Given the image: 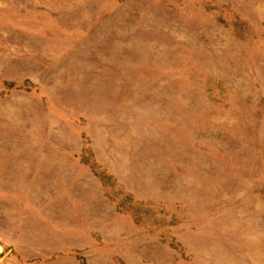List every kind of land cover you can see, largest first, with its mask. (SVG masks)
I'll list each match as a JSON object with an SVG mask.
<instances>
[{
  "label": "rangeland",
  "instance_id": "1",
  "mask_svg": "<svg viewBox=\"0 0 264 264\" xmlns=\"http://www.w3.org/2000/svg\"><path fill=\"white\" fill-rule=\"evenodd\" d=\"M0 264H264V0H0Z\"/></svg>",
  "mask_w": 264,
  "mask_h": 264
}]
</instances>
